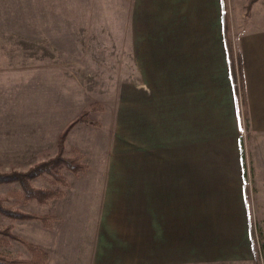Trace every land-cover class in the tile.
I'll use <instances>...</instances> for the list:
<instances>
[{"label":"rangeland","instance_id":"374dc122","mask_svg":"<svg viewBox=\"0 0 264 264\" xmlns=\"http://www.w3.org/2000/svg\"><path fill=\"white\" fill-rule=\"evenodd\" d=\"M257 1L223 0L227 50L236 67L233 43L255 15ZM135 5L136 0H0V264H96L101 234L102 264L123 257L126 264L164 263V241L153 243L151 256L122 248L117 234L133 233L130 224L128 230L120 223L129 208L123 219L116 214L120 209L114 218L108 211L115 201L125 203L131 185L134 194L145 190L144 170L151 171L153 183L182 181L177 187L183 198L176 204L185 263L212 261L225 251L231 252L228 264H264L256 219L258 149L245 130V112L243 127L235 118L221 36L217 31L214 60L203 54L209 49L196 50L199 91L192 92L185 73L192 49L181 48L184 57L176 58L175 49L152 46L161 43L150 42L156 24L135 17ZM70 160L81 169L65 165ZM51 162L49 173L33 177ZM24 177L27 187L19 181ZM152 191L154 241L161 236L155 230L165 226V211L175 214V203L163 211L159 188L152 184ZM128 242L134 244V236ZM246 249L251 255L241 258L238 252Z\"/></svg>","mask_w":264,"mask_h":264},{"label":"crops","instance_id":"0c3cea01","mask_svg":"<svg viewBox=\"0 0 264 264\" xmlns=\"http://www.w3.org/2000/svg\"><path fill=\"white\" fill-rule=\"evenodd\" d=\"M224 2L223 0H136V5L134 9V16H144V19L149 18L151 22L155 23L150 29L151 41L161 42L152 45L156 48L169 47L175 50L176 58H183V53H178L181 48H190L192 59L191 66L187 65L186 77L190 82L191 91L194 92L197 89L196 81L199 78V63H196V56L198 52L197 49H209L207 52L203 53L205 56H210L211 60L216 57V37L217 31L219 32L222 40V44L225 47V62L227 68V75L230 83V96L233 100V109L236 121L238 119V125L243 127L244 121L246 122L245 130L248 127L249 133L253 138L255 145L258 149L256 154L257 169L255 172L256 190L258 191V208L256 207V219L262 226L261 235H264V0H258L251 9V12H255L254 16L248 17L245 21V28H242V32L239 39L233 43V47L238 49L239 53V66H235L234 71L235 76H233L232 62L227 50V41L225 38V18H224ZM258 18V19H257ZM147 20V19H146ZM158 23V25H157ZM139 21L135 22V30L138 29ZM146 24V23H145ZM252 26H247V25ZM218 26V30H217ZM159 33L162 40L158 41L154 39L153 33ZM174 37V38H171ZM157 40V41H156ZM175 40V41H174ZM172 51L167 54L171 57ZM189 53V52H188ZM185 55L187 53H184ZM194 60V61H193ZM212 68H214L215 63H210ZM180 65V63L178 64ZM178 77L181 78L180 68L178 67ZM241 71V74H240ZM238 73V74H237ZM237 74V75H236ZM239 75V80H238ZM235 77V78H234ZM242 77V78H240ZM183 78V77H182ZM183 84V83H182ZM242 84V85H241ZM213 85V82H212ZM243 92H242V89ZM212 92V88L210 89ZM199 91V90H198ZM239 95V96H238ZM193 96V93H192ZM240 97V98H239ZM244 97V99H243ZM243 109V110H242ZM245 112V113H244ZM242 113L246 116L243 121ZM242 133L240 131V137ZM239 137V139H240ZM241 140V139H240ZM146 178H144V183H148L147 187H144L143 192L138 191L139 195L135 193L134 184L131 185L133 190H128L127 199L125 203H119L115 201L110 204L108 211L115 216V212L120 209L119 213H116L118 217L123 219L125 214L124 209L129 208V215L124 218L123 222L131 225V231L128 233L117 234L118 239L125 244H122V248L128 249L131 246L135 253H147L151 256L153 243L158 246L160 241L163 242V251L167 256L165 262L162 264H188L184 262V239H183V219L178 215V201H182L183 195L179 193L183 192L182 186L177 187L182 182L180 178L175 179L177 185L167 184L166 180L160 179L157 183L152 182L150 170H144ZM148 172V173H146ZM113 175L109 173L108 175ZM141 175L136 173L135 176ZM107 182V180H105ZM133 182H138L137 185H141L139 179L133 180ZM179 182V183H178ZM152 184L159 188L160 195V208L166 210L172 203H175V214L174 210L172 212L169 210L165 211L167 214L160 220V225H165L158 227L155 230L156 237L154 241L151 233L152 225V207L153 203L156 202L153 197ZM173 185V186H172ZM109 186H112L109 185ZM142 193V194H141ZM105 197L107 196L104 194ZM122 195V194H121ZM125 195H123L125 197ZM137 195V196H135ZM143 201V202H142ZM171 203V204H170ZM181 207V206H180ZM143 210H142V209ZM241 208L245 209L244 221L245 223L250 222V216L248 214V198L243 195V201L241 203ZM116 209V210H114ZM107 211V212H108ZM161 210V212H163ZM170 213V214H169ZM109 213L107 218H109ZM179 217V218H178ZM147 219L149 226V233L145 234L144 221ZM174 219V220H173ZM172 225V227L170 225ZM173 226L175 228H173ZM128 225V230H129ZM134 228V229H133ZM111 229L115 230L114 226ZM173 229V230H172ZM113 230V231H114ZM112 234H116L115 231ZM126 234V236H125ZM99 236V234H98ZM103 237V235L101 234ZM116 236V235H115ZM131 236H134V244L128 242ZM97 239L98 246L95 250V261L96 264H102V248L103 240ZM128 239H124V238ZM126 241H123L121 239ZM127 243V244H126ZM246 249L245 251L238 252L239 256L249 257L251 255L250 251ZM99 252V253H98ZM219 252V254H218ZM217 254L221 255L220 258L214 259L212 261H202L197 260L195 263L190 264H228L230 261L231 252L218 251ZM134 253V252H133ZM235 253V254H238ZM129 255V254H127ZM122 258L121 262L115 264H126V258ZM150 258V257H149ZM95 264V263H94Z\"/></svg>","mask_w":264,"mask_h":264},{"label":"trees","instance_id":"16d2710c","mask_svg":"<svg viewBox=\"0 0 264 264\" xmlns=\"http://www.w3.org/2000/svg\"><path fill=\"white\" fill-rule=\"evenodd\" d=\"M229 56H230V59H231V62H232V58H233V56H232V52H231V50H230V54H229ZM232 67H233V76H235V75H234V74H235V71H234V64H233V62H232ZM234 78H235V77H234ZM64 163H65V165L67 164L69 167L73 168V170H74L75 172L78 171L79 169H81V167L79 168L78 163L75 162L74 160L64 161ZM53 165H54V162L46 163V164H42V165H40V166H39V170H38L37 172L34 173V176H33V177H38V176H40V175H42L43 173H46V172L49 173V170H50V168H52ZM32 175H33V172L31 173L30 176H32ZM19 178H21V177H19ZM25 179H26V177H24L23 179H21V180H19V181H21V182L23 183V185L27 187V185H25V184H26ZM4 181H5V177H3V182H4ZM27 191H28L29 193L31 192L32 194H35V195H41V196H50V195L53 194L52 191H44V192H41V191L31 190V189H29V188H27ZM46 194H47V195H46Z\"/></svg>","mask_w":264,"mask_h":264}]
</instances>
